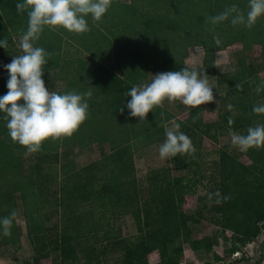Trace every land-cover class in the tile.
I'll use <instances>...</instances> for the list:
<instances>
[{
	"label": "trees",
	"instance_id": "obj_1",
	"mask_svg": "<svg viewBox=\"0 0 264 264\" xmlns=\"http://www.w3.org/2000/svg\"><path fill=\"white\" fill-rule=\"evenodd\" d=\"M22 2L0 0V41H8L6 49L0 47V64L12 61L13 56L18 55L13 38L27 30V13H18L16 9L17 3ZM233 4L242 12L249 10L248 0H130L127 4L113 0L101 21L94 22L90 15L86 17L90 31L84 34L45 28L34 45L50 54L42 79L53 78L64 83L62 89L55 91L59 94L84 93L90 89L92 96L88 99V118L71 137L48 139L43 142L40 152L32 154H27L24 147L12 141L4 114L0 112V218L13 211L23 216L33 250L31 262L24 264H39L52 252L59 253V264H81L74 242L91 234L92 229L100 235L96 241L114 239L109 223L103 226L99 219L93 223L87 221L92 208L88 212L81 210L86 201L102 210L120 209L115 213L129 214L133 218L140 236L137 243L125 247L126 253L120 264H148L145 240L159 233L163 234L164 244L158 251V264H180L183 250L179 243L182 240L194 250L204 244V240H188L191 225L199 221L181 210L184 194H195L200 168L197 154L202 139H215V135L209 133L211 126L202 122V108L190 110L184 122L176 121L180 131L191 139L195 153L178 155L170 159V166L149 171L148 196L142 204L133 155L151 144L165 141L163 126L171 116H164L158 107L148 113L147 120L133 125L134 117H130L126 107L131 100L127 92L133 86L147 83L150 73L187 68L184 60L188 49L196 46L212 49L213 37L218 33L224 35L226 46L237 43L260 45L264 60V16L247 29L249 36L246 37L243 32H232L242 31L244 27L233 26L231 17L214 28L207 23L208 17ZM208 72L213 74L212 69ZM8 79L9 73L0 71V97L8 92ZM261 81L255 69L247 65L216 75V84L219 88L224 87L225 97L234 108V112L227 110L222 117V124L228 129L231 127L232 131L247 134L248 127L264 124V115L252 111L254 106L264 104V90L259 94L255 90ZM236 84L243 90H237ZM229 117L234 120L231 126ZM82 132L85 140L79 138ZM78 142L83 143L79 145ZM73 143L81 148L107 143L110 151L99 162L80 171L62 172L58 178V152ZM242 154L250 165L223 151L219 152L216 165L217 192L211 194L208 216L220 229L223 240L228 241L226 232L234 238L227 256H215V261L220 264L246 263L248 258L245 256L231 263L227 259L253 243L264 227V148L249 149ZM26 156L33 157L34 162L29 167L25 166ZM172 170L186 173L179 178L180 184L186 187L184 194L175 192ZM57 184L58 194L57 190L53 192ZM52 193L55 195L50 199ZM224 197L229 198L225 200ZM93 199H103L104 203L93 204ZM46 209L60 211L55 225L57 234L48 243L47 229L41 218V212ZM17 239L14 219L11 236H4L0 231V246H7ZM83 251L89 256L85 257L84 264H100L98 257L92 256L98 255L93 246H83ZM91 256L96 257L94 263L90 262ZM255 264H260V259Z\"/></svg>",
	"mask_w": 264,
	"mask_h": 264
},
{
	"label": "rangeland",
	"instance_id": "obj_2",
	"mask_svg": "<svg viewBox=\"0 0 264 264\" xmlns=\"http://www.w3.org/2000/svg\"><path fill=\"white\" fill-rule=\"evenodd\" d=\"M122 3L127 4L130 0H120ZM247 14V11L244 12ZM264 18V17H263ZM260 19V18H259ZM257 22V21H256ZM244 29L242 31H232L234 34H239L240 32L245 33L249 36L248 28L242 25ZM256 27V26H255ZM96 33V31H94ZM221 40V44L217 46L214 43L212 49H202L201 47H191L188 49V58L184 60L186 66H191L193 69L198 71L201 75L206 74L208 76L209 85L213 88L214 101L201 105L200 116L204 124L210 125L209 133L215 135V139L203 138L200 149H198V160L200 161L199 168V180L194 188L195 194L193 196L185 195L186 187L180 184V176H184L185 172H177L172 170V181L175 187V192L184 194L183 203L181 210L187 216H192L199 222L197 224L191 225V230L188 235L189 241L204 240V244L200 245L196 250L189 247V243L182 240L179 244L182 247L183 254L180 260V264H220L215 261V256L224 257L227 256L228 250L232 240H234L231 233L226 232L228 241H225L220 236V229L214 226L209 219L208 212L212 202L213 191L217 192L216 180L218 181L217 174V161L219 159V152L223 151L228 154L234 155L242 163L250 165V161L245 157L241 151L233 147L231 144V137L229 135V129L225 124H222V117L228 110L229 99L225 97L224 87L219 88L216 84V75L221 73H228L230 71L236 70L241 65H247L253 67L257 73V76L264 81V60L261 58V46L252 44H242L237 43L232 46H226L225 37L222 33L215 34ZM20 36H15L13 38L14 50L18 55L22 54L21 50L18 48ZM97 51L95 50V53ZM103 55V53H101ZM134 62V61H133ZM11 63L5 62L0 64V71L8 72L5 68L7 64ZM137 60L135 61V64ZM214 65L216 75L214 77L208 73L206 66ZM96 67V66H95ZM94 67V68H95ZM209 68V67H208ZM118 74L119 71L117 72ZM158 73H150L147 77V83L152 79V75ZM45 82L46 88L50 91L60 90L64 87V83L56 81L53 78L47 79ZM167 102V101H165ZM180 106V107H178ZM164 116H171V118L165 122L166 128L172 126L176 121L185 120L189 113L190 107L183 105L180 102L168 103L166 108L162 107ZM133 125H138L139 118H133ZM122 122V121H121ZM128 122V121H127ZM83 132L79 138L85 140ZM83 142H78L81 145ZM78 144H71L67 147H63L58 152V167L57 171L59 174L58 178H61L62 172L72 173L74 171H80L86 167V165L92 163L95 160H102L107 153H109V145L107 143L93 144V146L84 150L79 147ZM162 143H154L141 150L139 155L141 159L139 163H136V170L139 178L137 179V190L139 189L140 201L142 202L147 195L148 188V170L161 169L168 167L169 160H161L159 157V147ZM93 147V148H92ZM86 148V147H85ZM142 157V158H141ZM25 166L29 167L33 161L32 156L24 157ZM74 166V168H73ZM83 175V174H82ZM59 184L54 186L53 192L59 191ZM55 195V193L50 194V199ZM103 199H93V204L104 203ZM139 201V199H138ZM83 206H81L82 211L88 212L91 210V214L87 219L88 222H96L99 219L103 226L109 223V229L113 235V240L110 241H96V237L100 236L95 231H91V234L87 235L85 238L82 237L78 241L74 242L78 255V262L81 264L85 263V257H89L83 251V246H93L96 250V254L92 255L98 257L100 264H120L124 259L126 253L125 247H129L132 244L137 243L139 239V231H137L135 222L131 215H119L115 212L116 209L102 210L95 205L90 204L86 201ZM113 203V200H110ZM114 204V203H113ZM143 204V202H142ZM109 207V206H106ZM60 211L58 209H46L41 212V218L47 229L46 242L48 243L57 234V229L55 227L56 223L59 221ZM107 221V222H106ZM85 224V221L82 223ZM16 232L18 239L7 246H0V264H24L25 261H30L33 256V250L31 243L27 237L26 224L23 216L20 212L15 218ZM262 226V225H261ZM145 231L147 230V225L145 224ZM143 227V228H144ZM98 230L99 227L97 226ZM104 230V229H103ZM100 234L103 231L99 232ZM103 235V234H102ZM122 242V243H120ZM146 244V260L148 264H158L159 263V249L164 244V237L162 233L149 237L145 240ZM58 252H52L49 258L42 259L39 264H59L58 262ZM90 257V262L95 261L96 257ZM242 256L248 258L246 263L243 264H255L256 260L260 259V264H264V227H262L261 232L255 241L246 245L239 253L227 259L228 263L233 262L235 259H239ZM94 263V262H93ZM32 264V263H31Z\"/></svg>",
	"mask_w": 264,
	"mask_h": 264
},
{
	"label": "clouds",
	"instance_id": "obj_3",
	"mask_svg": "<svg viewBox=\"0 0 264 264\" xmlns=\"http://www.w3.org/2000/svg\"><path fill=\"white\" fill-rule=\"evenodd\" d=\"M112 3L113 0H23L17 3V12L27 13L28 26L19 39L18 48L22 54L13 56L11 63L5 66L9 73L8 92L0 97V112L4 114L8 135L14 143L24 147L27 154L40 152L43 142L48 139L71 137L88 118V99L92 96L90 89L84 93L68 91L59 94L46 88L42 77L50 54L44 48L34 46L35 43L45 28L50 31L64 29L74 34L90 31L86 17L90 15L94 22L101 21ZM248 9L245 15L233 4L208 17L207 23L214 28L231 17L233 26L244 25L251 29L257 19L264 16V0H248ZM213 40L217 46L221 44L218 36ZM0 47H8L7 39L0 41ZM236 88L243 90L239 84ZM212 89L208 76L195 69L161 72L152 75L149 83L133 86L127 92L131 100L126 107L130 117L139 118L141 123L147 120L149 112L162 108L165 101L180 102L190 108L213 102ZM255 90L257 94L264 90V81ZM21 100L22 104L19 103ZM227 108L234 112L233 105L229 104ZM120 111L123 113L124 109ZM252 111L264 115V104L254 106ZM233 123V118L229 117V126ZM165 135L166 139L159 147L161 160L195 153L191 139L180 131L178 123L166 128ZM229 135L232 146L241 152L264 148V124L248 127L247 134H239L230 127ZM228 198L224 197L225 200ZM216 202L220 203L219 200ZM15 218V211L0 218V231L4 236H11Z\"/></svg>",
	"mask_w": 264,
	"mask_h": 264
},
{
	"label": "crops",
	"instance_id": "obj_4",
	"mask_svg": "<svg viewBox=\"0 0 264 264\" xmlns=\"http://www.w3.org/2000/svg\"><path fill=\"white\" fill-rule=\"evenodd\" d=\"M188 58V57H187ZM186 58V59H187ZM186 66V65H185ZM187 68H189V69H193V67H191V66H186ZM209 67V68H208ZM206 68H207V71L208 70H210V69H212V72H213V74H212V76L214 77V75H216V71H215V68H214V65H207L206 66ZM209 73V72H208ZM167 104H168V102H164V106H163V108L165 107L166 108V106H167ZM178 107H180V106H178ZM192 109H194V108H190L189 109V111L190 110H192ZM189 111H188V113H189ZM187 119V118H186ZM185 119V120H186ZM202 119V118H201ZM185 120H183V121H181V122H184ZM165 124V123H164ZM164 127V132H165V126H163ZM165 139H166V135H165ZM160 144V143H159ZM91 146H93V145H91ZM91 146H89V147H91ZM101 146V145H100ZM89 147H86V148H83L84 150H86V149H88ZM93 148V147H92ZM110 149V148H109ZM143 150V149H142ZM110 151V150H109ZM144 151V150H143ZM135 154L133 155V166H134V173H135V178H136V181H137V179L139 178V176H138V173H137V170H136V163L135 162H137V163H139L140 162V160L141 159H139V161H138V159H136V158H140L139 157V155H140V153H141V150H138V151H136V152H134ZM109 153H107L106 155H108ZM105 157V156H104ZM142 158V157H141ZM101 159V158H100ZM100 159H98V160H95V161H92V163H94V162H99L100 161ZM169 162H170V160H169ZM91 164V163H90ZM88 166V164L86 165V167ZM169 166H170V164H169ZM73 168H74V166H73ZM148 173H149V170H148Z\"/></svg>",
	"mask_w": 264,
	"mask_h": 264
}]
</instances>
